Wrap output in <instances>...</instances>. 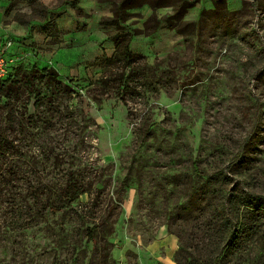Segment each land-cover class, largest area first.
Here are the masks:
<instances>
[{
    "label": "rangeland",
    "instance_id": "obj_1",
    "mask_svg": "<svg viewBox=\"0 0 264 264\" xmlns=\"http://www.w3.org/2000/svg\"><path fill=\"white\" fill-rule=\"evenodd\" d=\"M182 30L172 53L130 63L119 55L99 80L66 82L74 93L40 83L46 105L37 112L52 99L64 114L49 113L56 124L40 129V143L29 142L30 155L43 161L38 150L52 147L55 164L81 174L87 191L68 214L51 211L31 223L0 195V264H178L181 246L193 247L199 234L209 249H191L203 262L217 242L201 232L206 202L189 213L181 204L206 184L264 193V0ZM120 75L122 85L113 79ZM37 93H26L17 109L34 114ZM7 102L0 95V106ZM94 223L101 225L90 239ZM165 235L175 242L155 252L151 245Z\"/></svg>",
    "mask_w": 264,
    "mask_h": 264
},
{
    "label": "trees",
    "instance_id": "obj_2",
    "mask_svg": "<svg viewBox=\"0 0 264 264\" xmlns=\"http://www.w3.org/2000/svg\"><path fill=\"white\" fill-rule=\"evenodd\" d=\"M120 43L123 47L120 45L118 53L104 59V72L119 55L128 63L133 57H145L132 53L126 39H122ZM113 79L114 82L122 85L123 75ZM42 81H45L46 85L53 86L55 93L60 91L74 93L71 86L60 79L55 69L26 67L22 62L14 66L6 80H0V95L8 100L0 106V195L7 194V199L14 210L22 209L26 213L28 223L36 221L38 216L45 217L46 213L51 211L68 214L74 210L73 205L78 196L87 191L84 177L80 178L81 174L78 178L72 169L60 168V164H55L54 158L57 157L52 147L38 150L37 156L45 154L43 161L30 155L29 142L40 143L38 141L43 140L46 134L40 129L44 125L56 124L47 121L49 115L56 108V113L64 114V110L61 111L57 106L51 105L54 101L52 99L48 101L50 104H47L46 111L37 112L41 106L46 105L44 102L46 96H41V88L38 87ZM37 91L34 102L35 112L26 116L17 109L16 105L23 102L26 93L32 95ZM22 109L26 112V108L22 107ZM55 138L49 135L48 143L50 144ZM243 154V151L236 154L237 162ZM52 167L54 170L59 168V172L51 170ZM211 188L206 184L198 194H192L181 206L189 213L195 206H201L205 201L204 209L208 211H204L206 224L201 229L203 239L207 237L208 243L210 239L217 242L213 249H210V256L202 262L195 257L191 249L194 248L199 254L209 249L205 244L202 245L203 241L199 234L198 242L193 247L185 244L181 246L176 256L178 264H231L234 256L237 255L241 257L236 264H264V193L244 190L239 184H235L227 191ZM214 194L219 201L213 202ZM20 198L22 200L19 204ZM88 217H91V214L80 215L81 220L84 221H87ZM100 225L101 223H94L92 227L87 228L85 235L92 239ZM254 251L256 256L253 259L246 256Z\"/></svg>",
    "mask_w": 264,
    "mask_h": 264
},
{
    "label": "crops",
    "instance_id": "obj_3",
    "mask_svg": "<svg viewBox=\"0 0 264 264\" xmlns=\"http://www.w3.org/2000/svg\"><path fill=\"white\" fill-rule=\"evenodd\" d=\"M246 0H0V47L26 67L53 68L62 81L85 85L99 80L104 59L126 39L148 60L167 55L184 41L182 28L209 14L237 13ZM175 242L169 235L155 252ZM164 257V259H166ZM171 264H174L171 261Z\"/></svg>",
    "mask_w": 264,
    "mask_h": 264
},
{
    "label": "built area",
    "instance_id": "obj_4",
    "mask_svg": "<svg viewBox=\"0 0 264 264\" xmlns=\"http://www.w3.org/2000/svg\"><path fill=\"white\" fill-rule=\"evenodd\" d=\"M13 45V40L8 39L4 46L0 47V80H6L12 73L14 66L21 60L8 55V49Z\"/></svg>",
    "mask_w": 264,
    "mask_h": 264
},
{
    "label": "water",
    "instance_id": "obj_5",
    "mask_svg": "<svg viewBox=\"0 0 264 264\" xmlns=\"http://www.w3.org/2000/svg\"><path fill=\"white\" fill-rule=\"evenodd\" d=\"M215 264H218V263H215Z\"/></svg>",
    "mask_w": 264,
    "mask_h": 264
}]
</instances>
